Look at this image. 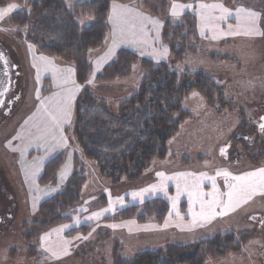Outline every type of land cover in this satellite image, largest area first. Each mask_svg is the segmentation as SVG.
<instances>
[{"label": "rangeland", "instance_id": "rangeland-1", "mask_svg": "<svg viewBox=\"0 0 264 264\" xmlns=\"http://www.w3.org/2000/svg\"><path fill=\"white\" fill-rule=\"evenodd\" d=\"M33 1L22 0V3L12 2L0 5V8H5L9 4L17 5L3 19H0V48L8 57L12 58L22 75V95L18 105L0 125V175L4 183H1L3 186H0L2 221L0 223V264H114L113 249L120 243L122 248L119 249V254L133 256L145 249L165 247L170 242L194 243L201 238L211 237L217 233H234L243 238V249L241 252H232L218 259H208L206 264H261V262L264 264L260 259L263 256L261 249L264 247V237L259 236L256 232L258 223L251 217L256 211L264 212V195L261 198L252 197L247 202H241L234 210L215 218L207 227L183 235L154 234L148 237V235L142 234L128 235L121 231L112 233V229L106 224L109 222L113 225L112 220H106L107 217L112 219L118 209L125 208H119L122 205L121 202L133 192L164 183V179L157 176L158 172H163L164 175L175 174L184 166L183 168L193 167L196 170H213L216 173L220 167L224 166V168L229 167L232 173L238 172L236 175H243L242 170H246L245 173H248L252 172L254 167L264 165V161L247 159L246 154L239 153L238 150L237 153H231V150L238 149V144L234 139L236 131L246 119L255 117L260 111V104H264V0H230V4H226L225 0H214L222 3L224 8L228 9V13H224L228 19L224 21V28L228 29L227 33L231 29H237L238 25L240 32L243 33L246 27L247 12L253 11L257 13L256 27L259 34L228 35L219 39L220 36H217L214 31L209 32L210 34L203 31L204 34L201 35L202 30L199 31L198 28L197 52H189L185 59L173 66L179 73L187 70L206 72L221 86L223 96H216L211 104L200 92H191L184 100V106L192 117L181 125L176 135L168 139L165 155L155 159L136 180H130L127 175H123L117 181L113 176L104 173L95 160L84 156L83 163L87 167V180L81 191V202L70 210L71 220L52 228L54 230L62 229L63 232L59 233L48 229L42 233L38 243L30 244L24 238L28 230L26 226L39 218V215L36 217L32 215L36 210V200L23 187L24 184L21 183L22 186L20 184L19 153H16L20 149V145L15 141L14 135L21 122L30 115L36 106L39 88L35 77L32 76L28 59H23L27 51L22 43L29 42L24 36H19L20 28L11 22V15L20 9H30ZM67 1L72 2V0ZM87 1L90 0H78L77 2ZM194 2H190V8L193 4L199 6L202 4V2ZM206 6L209 7V10L210 4ZM240 8L246 11L240 13L238 19L237 9ZM186 12L192 13V10H186ZM193 14L198 27L200 18L198 13L193 12ZM181 18L174 19L173 22H179ZM208 21L211 22L210 18ZM80 22L83 23L81 20ZM20 32L25 33L26 28ZM213 36L217 38L213 39ZM221 55L229 57L222 58ZM141 80L139 67L136 66L133 74L128 78L118 79L117 82H102L107 84L103 90L100 88L98 90L97 84H95L98 82L96 79L89 85L94 89L97 88L95 93L98 95V102L101 99L106 100L108 103L106 106L114 113H118L122 101L137 91ZM88 81L89 78L87 85ZM130 87H134L132 94L126 96L125 92L130 90ZM72 128L74 126L68 130L69 137H73ZM75 145L80 150L78 153H81L80 143L76 142ZM227 145L230 146V149ZM13 149L16 150L13 151ZM221 149L225 151L222 153ZM177 178L174 177L171 183L174 185L175 192L179 191L181 194L182 191L179 190L181 184L176 183ZM226 182L228 183L224 182L223 186L226 189L224 191L225 203L228 200V184H232L234 181L227 178ZM212 192L211 188L207 190L206 194ZM103 196L106 198V202L108 199L110 200L111 215L104 217L100 223L88 225L90 226L87 232L89 234L67 235V231L85 225L78 220L86 212L87 206L90 205L91 209L106 206L107 203L103 204L101 200ZM112 198L114 199L112 200ZM173 198L171 199L172 205ZM113 221L117 220L113 219ZM66 225L68 227H64ZM46 234L50 235L47 240L42 242L41 237ZM173 237L175 238L173 239ZM65 241L68 243L65 244ZM46 247L60 253L59 258H53L50 252L44 250ZM65 247L68 250L67 254L63 252Z\"/></svg>", "mask_w": 264, "mask_h": 264}, {"label": "trees", "instance_id": "trees-1", "mask_svg": "<svg viewBox=\"0 0 264 264\" xmlns=\"http://www.w3.org/2000/svg\"><path fill=\"white\" fill-rule=\"evenodd\" d=\"M112 1L138 3L160 17L162 40L170 53L169 62L157 64L131 50L120 49L96 75L98 82L125 79L139 67L141 83L136 92L122 101L118 113L111 111L104 101L98 102L86 84L91 71L90 52L103 48L106 43ZM12 2L22 3V0H0V5ZM11 22L20 28L19 36H24L40 52L72 64L76 80L82 86L76 105V142L80 143L82 152L74 154L73 172L64 187L40 203L39 218L26 226L24 238L30 244L38 243L48 229L71 220L70 210L81 202V191L87 180L84 156L95 160L104 173L117 181L123 175L136 180L155 159L165 155L168 139L192 117L184 106L191 92H200L211 104L216 96H223L221 86L206 72L179 73L173 68L189 52H197L199 34L196 17L191 12L183 14L179 22H173L168 14V0H90L72 5L65 0H34L30 9L15 11ZM24 28L26 32L21 33ZM63 162L61 153L46 162L39 182L54 183ZM101 200L107 203L104 196ZM181 209L185 211L184 201ZM169 210L165 198L152 197L119 209L112 219L135 218L140 223L155 219L163 223ZM89 227L82 225L66 234H84ZM120 248L121 243L113 249L114 264H206L208 259L241 252L243 238L234 233H217L194 243L170 242L165 247L145 249L133 256L120 255Z\"/></svg>", "mask_w": 264, "mask_h": 264}, {"label": "crops", "instance_id": "crops-1", "mask_svg": "<svg viewBox=\"0 0 264 264\" xmlns=\"http://www.w3.org/2000/svg\"><path fill=\"white\" fill-rule=\"evenodd\" d=\"M77 1L78 0H72V2L69 3L67 0H65L66 4L68 5L75 4L77 3ZM210 1H195L202 2L203 5L210 4V9L208 10L209 7L201 8L202 4L199 6L198 4L195 5L192 3V8H190V2L182 3L179 0H169L168 12L171 19L174 20L180 19V17H182L186 10H192V13H198V16L200 18L198 21L199 31L202 30L206 34H210L209 32L214 31L217 36H220L219 39L225 38V36H228L226 35L228 29L226 30L224 28V21H226L227 16H225L224 12L221 11L220 7H212V5H222V3L214 0H212L211 2ZM114 3L117 5L128 6L130 9L134 10L130 13H123V18L116 21L118 26L116 29L115 46H113L114 20L109 19V17L113 15L112 6ZM174 3L183 6L177 9L178 15L175 16L172 15V5ZM136 13H142V15L138 16L136 15ZM222 16L224 17L223 19H221ZM145 17H150L151 20L158 21V27L154 25L151 20L145 19ZM209 18L211 22L208 21ZM133 25H135V27H133ZM162 30L163 22L160 17L143 8L138 3H122L118 1H112L110 3L108 16V35L106 43L103 48L92 50L90 52L91 71L89 80L92 81L91 83L95 81L96 75L115 58L117 52L120 49L131 50L139 56L148 58L157 64L168 62L170 53L168 46L162 40ZM22 44L25 48V51H27L23 59L26 60L27 58L29 61L30 67L32 69V76L35 77V81L38 83L40 99L36 100L37 104L32 109L30 115L26 119H24L23 122H21L20 127L16 130L17 133H15L14 138L15 141H17L20 145V149L16 152L19 153L18 164L20 168V184L23 183V187L27 189L30 196L36 200V210L35 213L32 214L34 217H36L37 215H39L38 209L40 203L43 200L54 196L58 191H60L73 172L74 154L80 151L75 145L76 105L82 86H80L79 91H76L73 81H75V85L80 84H78L76 80L75 69L72 64L66 62L61 58L43 54L37 47L30 43ZM110 49L112 51L109 54ZM165 49H167V52L166 54H163ZM40 57H46L48 61H51V64H48L46 60H41ZM69 68L72 69L71 72L67 71V69ZM37 77H39V79H37ZM112 82H117V80ZM95 84H97L98 90L99 88L103 90V88H105L104 86L107 85L106 83L102 82H96ZM88 87L91 94H93L97 99L98 95L95 93V89L97 88L94 89L93 87H91V85H89V83ZM133 89L134 87H130V90L125 92L126 96L132 94ZM69 97H71L70 102ZM48 98L52 99L49 101ZM41 100L45 101L49 112H53L58 116L60 115V113L57 112V108H65V106H67L69 116L67 122L63 123L62 125V132L61 128H58L55 125L47 112H45L43 109H41V111L39 112L37 111V109L40 107ZM101 101H104L106 104H108L104 99H101ZM30 117L31 119H29ZM25 121H27V123H25ZM72 126H74V128H72L71 130V132L73 133V137H69L68 130ZM61 134L66 138L65 141L60 140ZM60 153L63 154L64 162L60 170L58 171L56 181L54 183L42 185L39 182V179L43 173V167L45 163ZM183 167L179 172L175 174H165V177H168L169 179H164L163 188L156 187L155 189H152V187H150L148 188V192H144L140 196L133 197L132 195H130L121 202L122 205H120L119 207H126L129 204H140L152 197H163L168 201L170 205L169 213L163 223H158L153 219H149L143 223L138 222L135 218L121 219L117 221H113V219H110L112 220L113 225H117V227L112 228L110 227L111 224L109 222V225L108 223H106L107 226L112 229V233L114 231H121L123 233L125 232V234L128 235L142 234L148 235V237L154 234H169L173 236L177 234L183 235L184 233H193L195 230L207 227L209 223L214 221L215 218L219 217L220 215H217L210 222L199 220L196 226H192V215L189 209L191 207L193 212L199 213L201 210V206L199 202H195V196L192 197L193 202L190 204L189 193L193 192L194 190H199L206 194L207 190L211 188L214 191L212 180L208 179V177H213L215 179L216 189L219 193V199L224 202V191H226V189L223 186L224 182H228H226V179L223 175L218 176L217 172L227 171L228 173H230L231 175L228 177V180H232L231 176H240L241 174L236 175L238 172L232 173L229 167L224 168V166L220 167L216 173L213 170H196L193 167ZM179 173H191L193 175L178 176L177 174ZM201 173H205L206 176L201 177ZM174 177H178L176 183L181 184V187L179 186V190L182 191L178 199L175 200V208H173V205L171 204V199L173 197H177L174 185L173 183H171ZM180 178L181 180H179ZM234 183L236 182L234 181ZM160 184L161 183H158L156 185L159 186ZM258 193L259 192H257L256 194ZM256 194L252 197H255ZM97 199L99 198L97 197ZM113 199L114 198H112V200ZM212 199L213 197L208 195H205L203 197L205 203L211 201ZM181 201H185V212H183L180 208ZM110 204V200L108 199L106 206L97 209H91L90 205L87 206L86 212L82 216L80 215L81 217L79 218L78 222L85 225L102 222L104 217L110 216L112 213L109 211ZM105 209H108V211H104ZM219 210L220 208L216 209L217 212H219ZM177 212L179 213V216H177ZM94 213H102V215L99 216V218L89 219V217H92ZM166 221L168 224L167 227L164 226ZM187 223H189V225H186ZM174 238L175 237H173V239Z\"/></svg>", "mask_w": 264, "mask_h": 264}, {"label": "snow or ice", "instance_id": "snow-or-ice-1", "mask_svg": "<svg viewBox=\"0 0 264 264\" xmlns=\"http://www.w3.org/2000/svg\"><path fill=\"white\" fill-rule=\"evenodd\" d=\"M17 7V5L15 4H9L7 7L5 8H0V19H3L10 11H12L13 9H15ZM113 15L109 17L110 20H114V25H113V46H115L116 44V29H117V23L116 21L120 20L123 18V13L125 12H133V9H130L128 6H122V5H117V4H113ZM183 7L182 5L179 4H173L172 5V15H178L177 9ZM204 7H208L206 5H201V8ZM212 7H220L221 11L224 13H228V9L223 8L222 5H212ZM246 10L243 8L237 9V18L239 19V14L245 12ZM136 15H142V13H136ZM224 17L222 16L221 19H223ZM256 18H257V13L253 12V11H248L247 12V21H246V27L243 33L240 32L239 30V25L237 27V29H231L230 27V31L228 33H226V35H255V34H259L258 29L256 27ZM145 19L151 20L150 17H145ZM151 22L156 25L158 27V21H154L151 20ZM133 27H135V25H133ZM203 31H201V35H203ZM216 36H213V39H216ZM111 49L109 50V54L111 53ZM167 49H165L163 54H166ZM0 59H3V54L0 53ZM41 60H46L48 64H51V61H48L46 57H40ZM68 72H71L72 69H67ZM37 79H39V77H37ZM92 81L89 80L88 83H91ZM73 84L75 86L76 91H79L80 89V85H75V81H73ZM0 95H3V93H0ZM37 99H40L39 96V92H37ZM52 98H48V100L50 101ZM71 97H69V102H70ZM41 109H43L45 112L48 113V115L50 116L51 120L55 123V125L58 128H61V132H62V125L63 123L67 122L68 116H69V112L67 110V106H65V108H57V112L60 113V115L58 116L57 114H54L53 112H49L48 108L45 104L44 100H41V104L40 107L37 109V111H41ZM31 119V117L29 118ZM262 120H264V117H261ZM25 123H27V121H25ZM260 129L262 131H264V123H261L259 125ZM61 141H65L66 138L63 137V135L61 134L60 137ZM10 146V145H9ZM16 149H13V151H15ZM225 150L221 149V152L223 153ZM178 176H185V175H193L191 173H179L177 174ZM217 175H223L226 179L231 175L230 173H228L227 171H218ZM157 176L163 178V179H169L168 177H165L163 172H158ZM201 177H205L206 174L205 173H201L200 174ZM208 179L212 180V184H213V189L214 191L212 193H203L202 191L199 190H194L193 192L189 193V197H190V204L193 202L192 201V197L195 196V202H199L200 206H201V210L199 213L193 212L191 207L189 209L191 215H192V226H196V224L198 223L199 220H205V221H211L212 219H214L217 215H225L227 214L228 211L230 210H234V208L236 206H238L241 202H247V200L251 199L253 195H255L257 192L264 194V168H261L257 171L254 172H248L245 173L243 175L240 176H231V179L233 181H235L236 183H232V184H228V188L229 191L227 192V197L228 200L227 202H223L219 199V193L218 190L216 189V185H215V179L213 177H208ZM152 189H155L156 187H160L163 188L164 185L163 183H161L159 186L157 185H153L151 186ZM149 189H141L140 192H133L132 196L133 197H137L142 195L144 192H148ZM180 195V192H177V197L173 198V208H175V200L178 199ZM205 195L208 196H212L213 199L211 201H208L207 203H205V201L203 200V197ZM122 199V198H121ZM35 207V205H34ZM217 208H221V211L217 212L216 209ZM104 211H108V209H105ZM102 213H94L92 217H89V219H93V218H99V216H101ZM177 216H179V213L177 212ZM165 227L168 226L167 221L165 222ZM64 227H68L67 225ZM110 227H117V225H110ZM131 230V229H130ZM54 231L56 232H60L62 231V229H55ZM48 235L50 234H46L44 237H41V241H45L48 238ZM68 242L65 241V244H67ZM47 252L51 253V256L53 258H59L60 253H58L57 251L51 249V248H45L44 249ZM67 248L65 247L63 252L64 254H67Z\"/></svg>", "mask_w": 264, "mask_h": 264}, {"label": "flooded vegetation", "instance_id": "flooded-vegetation-1", "mask_svg": "<svg viewBox=\"0 0 264 264\" xmlns=\"http://www.w3.org/2000/svg\"><path fill=\"white\" fill-rule=\"evenodd\" d=\"M6 60L8 73L10 74L11 78V87L9 92L6 94L4 101L0 103V125L4 123L6 117H8L12 113L14 107L18 105V101L22 95L21 71L18 69V66L14 63L11 57L7 56ZM259 110L260 111L255 117L246 119L241 124L242 127L240 126L236 131L234 139L236 140V144H238V149L231 150V153H237L238 150L239 153L246 154L245 156L247 159L264 161V131H262L259 127L261 123H264V120L261 119V117H264V104H260ZM228 144L230 145V143ZM229 145L227 146L230 149ZM254 168L255 169L251 171H257L261 168H264V165H260L258 167L256 166ZM245 171L246 170H242L241 172L244 174ZM1 183L4 184L0 175V186H3ZM263 195L264 194L258 193L255 197L261 198ZM251 217L258 223V229L256 232L259 234V236L264 237V212L256 211ZM1 222L0 216V223ZM261 255H263L261 256V259L263 257L262 261L264 262V247L261 249Z\"/></svg>", "mask_w": 264, "mask_h": 264}, {"label": "water", "instance_id": "water-1", "mask_svg": "<svg viewBox=\"0 0 264 264\" xmlns=\"http://www.w3.org/2000/svg\"><path fill=\"white\" fill-rule=\"evenodd\" d=\"M0 53L3 54V59H0V93H3V95H0V103H2L10 90L11 78L7 68V55L1 49Z\"/></svg>", "mask_w": 264, "mask_h": 264}, {"label": "bare ground", "instance_id": "bare-ground-1", "mask_svg": "<svg viewBox=\"0 0 264 264\" xmlns=\"http://www.w3.org/2000/svg\"><path fill=\"white\" fill-rule=\"evenodd\" d=\"M185 14V13H184ZM211 56V55H210ZM217 59V58H216ZM188 72V71H187Z\"/></svg>", "mask_w": 264, "mask_h": 264}]
</instances>
